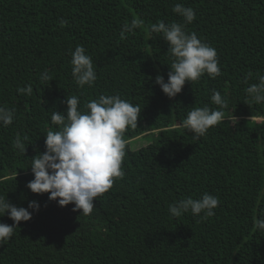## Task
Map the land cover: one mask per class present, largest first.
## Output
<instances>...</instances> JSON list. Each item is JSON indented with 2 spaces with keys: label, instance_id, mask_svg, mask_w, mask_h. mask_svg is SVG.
<instances>
[{
  "label": "trees",
  "instance_id": "16d2710c",
  "mask_svg": "<svg viewBox=\"0 0 264 264\" xmlns=\"http://www.w3.org/2000/svg\"><path fill=\"white\" fill-rule=\"evenodd\" d=\"M177 3L194 10L185 31L216 50L220 74L169 98L155 78L167 82L173 58L150 28L184 24ZM133 19L143 23L122 39ZM78 45L93 62L91 86L72 77ZM45 71L49 82L40 79ZM260 75L264 0H0V106L15 110L13 123L0 126V197L39 204L0 244V264H264V230L255 226L264 219V102L246 92ZM29 84L31 95L17 92ZM213 89L228 104L226 120L193 139L182 122L193 108L218 109ZM116 94L141 109L137 127L123 133V178L93 200L91 214L32 193L31 159L60 127L51 114L65 112L72 95L87 111L88 101ZM17 135L27 137L25 154L13 146ZM205 193L219 199L213 216L170 215V204ZM0 223L13 221L5 213Z\"/></svg>",
  "mask_w": 264,
  "mask_h": 264
},
{
  "label": "clouds",
  "instance_id": "9594fccd",
  "mask_svg": "<svg viewBox=\"0 0 264 264\" xmlns=\"http://www.w3.org/2000/svg\"><path fill=\"white\" fill-rule=\"evenodd\" d=\"M173 12L184 19V24L163 21L153 24L150 32L161 33L168 43V51L173 58L171 68L165 82L162 76L155 78V84L169 98L181 92L184 84L197 81L207 73L210 78L220 74L216 50L202 42L196 33L186 32L185 25L195 19V12L190 7L175 4ZM62 24L67 21L62 20ZM143 21L133 19L122 26L121 38L141 26ZM71 73L79 87L91 86L97 79L93 62L86 54L83 46H76L71 53ZM42 81H51L47 71L41 74ZM259 83L250 85L246 92L256 103L264 102V75L259 76ZM32 86L18 88L17 92L31 95ZM211 101L219 106L213 110L208 106L196 107L188 112L182 127L193 135V139L204 136L210 127L226 120L223 109L228 104L219 91L212 90ZM66 111L53 112L51 122L58 125L59 130H49L44 139L45 150L31 159L33 179L26 187L35 194L48 193L49 200H55L61 207L73 204V211L80 214H91L93 200L106 193L113 186L114 179H122L124 172L121 164L125 156L126 141L123 133L126 128L137 127L139 106L116 95H100L98 99L88 101L84 107L87 111L78 110L80 103L76 95L66 97ZM15 118V110L0 106V126L11 125ZM234 119V118H233ZM235 120V119H234ZM261 121V119H260ZM19 135L16 136L14 147L25 154L26 146ZM219 199L210 194H203L200 199L188 197L169 205L168 211L173 217H180L189 211L193 215H214ZM38 211L39 204L31 201L28 208L16 207L5 197H0V216L5 213L13 221L11 226L0 223V244L11 239L16 226L21 221H28L32 212ZM256 228L264 230V219L255 221Z\"/></svg>",
  "mask_w": 264,
  "mask_h": 264
},
{
  "label": "rangeland",
  "instance_id": "374dc122",
  "mask_svg": "<svg viewBox=\"0 0 264 264\" xmlns=\"http://www.w3.org/2000/svg\"><path fill=\"white\" fill-rule=\"evenodd\" d=\"M255 121L259 122V121H260V119H255Z\"/></svg>",
  "mask_w": 264,
  "mask_h": 264
}]
</instances>
